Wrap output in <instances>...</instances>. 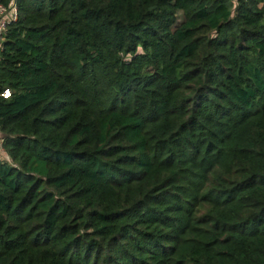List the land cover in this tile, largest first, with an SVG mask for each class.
I'll use <instances>...</instances> for the list:
<instances>
[{
  "label": "trees",
  "instance_id": "trees-1",
  "mask_svg": "<svg viewBox=\"0 0 264 264\" xmlns=\"http://www.w3.org/2000/svg\"><path fill=\"white\" fill-rule=\"evenodd\" d=\"M17 7L0 264H264V0Z\"/></svg>",
  "mask_w": 264,
  "mask_h": 264
},
{
  "label": "built area",
  "instance_id": "built-area-1",
  "mask_svg": "<svg viewBox=\"0 0 264 264\" xmlns=\"http://www.w3.org/2000/svg\"><path fill=\"white\" fill-rule=\"evenodd\" d=\"M17 19H18L17 0H11L8 7L0 5V44L8 29V26L11 23L16 22ZM11 94L12 93L9 89H5L3 92L0 93V96L8 100L11 98ZM4 158H5V152L0 142V162H2Z\"/></svg>",
  "mask_w": 264,
  "mask_h": 264
}]
</instances>
